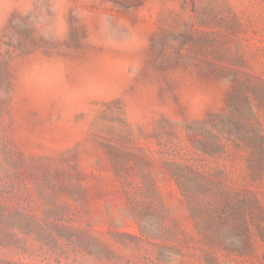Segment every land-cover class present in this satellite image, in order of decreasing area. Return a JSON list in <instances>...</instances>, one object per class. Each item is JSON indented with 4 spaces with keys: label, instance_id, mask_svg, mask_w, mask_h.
<instances>
[{
    "label": "rangeland",
    "instance_id": "obj_1",
    "mask_svg": "<svg viewBox=\"0 0 264 264\" xmlns=\"http://www.w3.org/2000/svg\"><path fill=\"white\" fill-rule=\"evenodd\" d=\"M237 70L264 80V0H0V257L59 264L39 244H81L61 264H206L165 161L198 155L190 128L228 112ZM17 209L49 228L26 234ZM252 242L218 263L264 264Z\"/></svg>",
    "mask_w": 264,
    "mask_h": 264
},
{
    "label": "trees",
    "instance_id": "obj_2",
    "mask_svg": "<svg viewBox=\"0 0 264 264\" xmlns=\"http://www.w3.org/2000/svg\"><path fill=\"white\" fill-rule=\"evenodd\" d=\"M233 79L235 83L225 108L228 112L210 113L208 118L190 128L198 135H189L195 149L193 154L198 155H181L182 160L173 158L165 161L195 221L200 234L199 242L206 245L201 248L202 253L199 255L206 264H219L220 252L238 257H256L252 239L258 235L264 241V191L237 187L226 162L242 161L245 176L250 182L264 180V124L255 111V107H264V80L240 70L233 72ZM138 187L141 196H147L145 187L140 184ZM16 212L26 221L17 224L26 234L46 231L50 225V215H53L45 212L44 216H40L21 209ZM57 224L63 230L68 229L67 224ZM70 227L75 231L81 230ZM162 227L159 223L155 232L143 229V234L162 238ZM63 233L58 235L65 236ZM37 239L41 240L39 237ZM80 239L70 240L74 243ZM236 239L243 246L228 245L239 244ZM0 244L14 245L6 244L1 235ZM73 245L81 244H39V249L44 254L54 256L61 264V256L70 250L66 247ZM22 248L28 251L26 246ZM92 253L100 255L102 251L95 250ZM0 264L32 263L0 257Z\"/></svg>",
    "mask_w": 264,
    "mask_h": 264
}]
</instances>
